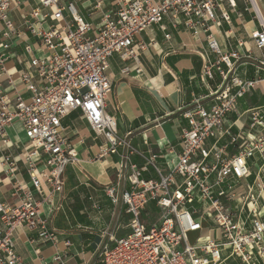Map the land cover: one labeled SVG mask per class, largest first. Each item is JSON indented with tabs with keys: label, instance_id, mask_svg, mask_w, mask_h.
Masks as SVG:
<instances>
[{
	"label": "built area",
	"instance_id": "built-area-1",
	"mask_svg": "<svg viewBox=\"0 0 264 264\" xmlns=\"http://www.w3.org/2000/svg\"><path fill=\"white\" fill-rule=\"evenodd\" d=\"M25 1L0 0V35L7 40L20 35L9 15ZM36 1L40 8L31 12V20L25 19V27L49 56L33 58L30 71L21 74L20 90L30 93L31 101L25 102L23 94L16 90L17 102L12 105L9 97L0 91V143L7 145L11 140L8 129L17 122L22 124L28 142L23 163L34 190L16 181L14 196L18 202L10 205L0 201V264H22L14 242L19 229L37 231L41 241L56 243V232L49 230L48 221L41 213L42 202L35 194L47 188L51 195H62L67 167L79 164L76 149L65 135L62 124L76 111L82 113L100 142L95 160L119 156L120 148L126 150L121 156L123 165L117 182L106 186L105 192L113 204L125 207L129 216L128 234L118 238L109 231L102 233L100 258L103 264H220L223 250L231 251L245 264H258L254 258L256 251L264 263V215H259L257 196L253 194L254 188L259 194L264 190V182L258 179L256 186L248 187L243 196L237 193L235 183L249 176L248 159L256 152L264 157V136L233 135L224 129L227 116L236 111L238 101L254 87V83L234 75L237 63L232 59L241 60L236 53H224L215 38L208 35L209 48L218 59L212 62L203 58L201 80H213L214 72L219 73L222 83L211 95L217 102L209 111L200 101L183 108V116L190 128L182 131V153L175 168L167 175L157 167L156 156L143 166L129 161L137 152L128 139L130 133L124 138L119 137L118 120L106 111V101L113 91L107 71L114 55L134 66H126L122 76H129L133 71L140 74L143 72L141 55L146 46L136 44V38L150 26L162 25L169 16L173 19L184 16L186 28L199 36L200 30L210 31L208 22L224 20L230 24V13L223 11V6L227 3L230 10L236 12V1L116 0L119 7L116 18L105 14L97 32L79 15L73 3L67 0ZM243 1L250 5L246 10H251L253 0ZM218 10L221 11L219 17ZM49 17L55 24L45 27ZM239 17H242L240 13ZM170 38V35L166 36V40ZM255 44L258 49H264V25L255 35ZM7 48L6 44H0V49ZM26 51L31 53V46ZM7 60L8 57L0 52L3 72ZM248 113L252 130L264 128V117L259 109ZM217 135L229 136L231 144L241 148L240 153L227 158L224 156L226 147L216 143L207 147V141ZM3 160L8 177L16 179L18 161L9 155ZM150 166L157 171L159 181L142 179ZM125 168L129 169L126 176ZM124 177L130 184L129 190L121 188ZM238 198L243 206L251 205L253 220L250 228H246L230 205ZM151 202L161 212L159 225L147 226L143 221ZM194 202L207 203L202 215L199 216L196 209L188 210ZM207 214L213 217L217 229L222 232L223 241L206 240L194 245L189 235L204 229L203 216ZM199 251L203 255H199ZM54 262L66 264V257L58 253Z\"/></svg>",
	"mask_w": 264,
	"mask_h": 264
},
{
	"label": "crops",
	"instance_id": "crops-1",
	"mask_svg": "<svg viewBox=\"0 0 264 264\" xmlns=\"http://www.w3.org/2000/svg\"><path fill=\"white\" fill-rule=\"evenodd\" d=\"M237 10H230L227 3L223 11L230 13V24L224 20L208 22L210 31L200 30L199 36H194L186 26V18L177 19L166 17L162 25H152L136 38V44H144L146 50L141 55L143 72H131L129 76H122V70L133 64L123 62L119 55H114L109 61L107 75L113 85V91L106 101V111L118 120V136L126 137L129 133L131 147L137 152L130 156L129 161L143 166L147 160L156 156V165L164 175L169 174L178 162L182 153L181 135L190 125L183 116V108L200 101L206 110L217 102L211 97L222 83L218 72H214L213 80L203 82L201 72L203 58L212 62L218 56L209 48L208 35H212L226 54L236 53L240 61L232 59L236 64L234 75L245 82L254 83L247 93L238 101L235 112L230 113L224 124L225 130L233 135L242 134L247 137L264 136V128H250L249 111L259 109L264 117V49H258L255 44V35L264 25V0H253L250 5L243 0H235ZM73 3L79 15L92 25L94 31L101 27L105 14L115 19L119 7L116 0H67ZM40 8L36 0H26L23 5L13 8L9 18L20 31L19 36L9 40L0 35V44L9 46L0 49L8 60L5 63V72L0 69V91L9 97L11 104H15L16 90L21 89L22 72L30 71V62L33 58H47L49 53L42 48L41 43L33 37L25 27V19L31 20L30 14ZM49 15L51 12L49 11ZM239 13L242 17H239ZM68 16V14H66ZM221 11H217V16ZM42 17V16H41ZM194 20L197 21L196 18ZM55 21L49 17L45 27L54 25ZM170 35V40L166 36ZM31 46L32 52L26 48ZM224 69L227 67L224 65ZM25 102L31 101L32 95L20 90ZM65 135L76 149L79 164L67 167L64 174V192L62 195H51L47 188L36 192L35 197L42 202L41 213L48 221L49 230L56 232V243L43 242L37 231L19 229L14 235L16 251L22 264H55L56 254L66 257V264H103L100 258V249L103 243L102 233L109 231L116 237H125L128 234L127 224L129 216L123 205H115L107 196L105 187L117 182L122 168L124 148L119 149V156H111L97 161L95 157L99 151L100 142L89 128L82 113L76 111L62 122ZM10 142L7 145L0 143V201L10 205L17 203L14 196L16 181L27 189L34 190L23 163V157L28 148L21 123L17 122L8 129ZM226 147L224 156L231 158L240 153L239 145H232L229 136L210 138L207 147L214 144ZM11 156L18 161L16 179L6 174L3 165L4 156ZM249 176L235 182L240 196L248 192V187L256 186L258 179L264 182V157L259 153L247 160ZM129 169H124V175ZM121 183L122 190H129L130 184L125 180ZM142 179L159 181L160 177L154 167L150 166ZM181 182V178H177ZM257 196L259 215H264V190ZM199 195H197V198ZM153 205V206H151ZM232 209L237 212L246 228L251 227L253 216L250 213L251 205L243 206L240 198L233 201ZM203 207L199 214L208 206ZM153 208V209H152ZM188 208V207H187ZM156 214L153 216V211ZM192 210V209H188ZM151 214L148 218L146 214ZM160 210L151 202L143 215L147 226L160 224ZM204 229L199 233L189 235L194 245L206 240L223 241V234L216 239L211 235L203 236L205 231L210 234L221 232L217 229L210 214L203 216ZM222 233V232H221ZM69 244L68 246L66 244ZM199 255H203L201 251ZM254 258L258 264H264L254 251ZM220 264H245L232 255L231 251L221 252Z\"/></svg>",
	"mask_w": 264,
	"mask_h": 264
},
{
	"label": "rangeland",
	"instance_id": "rangeland-1",
	"mask_svg": "<svg viewBox=\"0 0 264 264\" xmlns=\"http://www.w3.org/2000/svg\"><path fill=\"white\" fill-rule=\"evenodd\" d=\"M151 206H153V205H151ZM202 206H201V204H198L197 202H194V204H192V205H189L188 206V209H196V210H198V211H201L202 210ZM153 209V208H152ZM153 211V210H152ZM156 214V212L155 211H153V216ZM151 216V214H146L145 215V217L147 218H149ZM221 232H214V233H209L208 231H205L204 233H203V236H209V235H211V237L213 238V239H216V238H218V236L220 237L221 236Z\"/></svg>",
	"mask_w": 264,
	"mask_h": 264
}]
</instances>
